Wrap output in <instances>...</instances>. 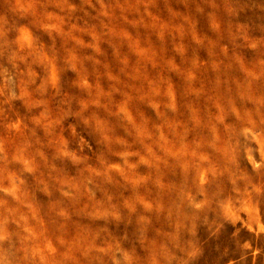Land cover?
<instances>
[{"label":"rangeland","instance_id":"1","mask_svg":"<svg viewBox=\"0 0 264 264\" xmlns=\"http://www.w3.org/2000/svg\"><path fill=\"white\" fill-rule=\"evenodd\" d=\"M0 264H264V0H0Z\"/></svg>","mask_w":264,"mask_h":264},{"label":"bare ground","instance_id":"2","mask_svg":"<svg viewBox=\"0 0 264 264\" xmlns=\"http://www.w3.org/2000/svg\"><path fill=\"white\" fill-rule=\"evenodd\" d=\"M242 88H243V87H242ZM242 88H241V89H242ZM246 88H247V86L245 87V89H246ZM241 89H240V90H241ZM243 90H244V89H243ZM245 91H246V90H245ZM232 92H233V91H232ZM234 92H235V89H234ZM238 93H239V92H238ZM240 93H242V92H240ZM240 93H239V94H240ZM239 94H238V95H239ZM225 108H226V107H225ZM173 148H174V147H173ZM167 154H168V153H167ZM169 154H170V152H169ZM171 155H172V154H171ZM165 158H166V157H165ZM169 159H170V158H169ZM165 160H167V158H166ZM168 161H169V160H168ZM176 161H177V160H176ZM170 163H171V160H170ZM174 164H175V162H174ZM174 164H173V165H174ZM170 167H171V164H170ZM185 168H186V167H185ZM203 179H204V178H203ZM159 182H160V181H159ZM161 182H162V181H161ZM155 184H156V183H155ZM170 188H171V187H170ZM17 189H18V188H17ZM12 191H13V190H12ZM10 192H11V191H10ZM159 192H160V191H159ZM11 193H12V192H11ZM11 193H10V194H11ZM16 194H17V193H16ZM161 195H162V194H161ZM133 202H134V201H133ZM131 204H132V203H131ZM96 214H97V213H96Z\"/></svg>","mask_w":264,"mask_h":264}]
</instances>
